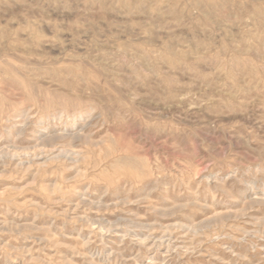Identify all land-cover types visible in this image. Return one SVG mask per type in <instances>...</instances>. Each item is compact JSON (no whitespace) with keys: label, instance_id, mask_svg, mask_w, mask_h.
<instances>
[{"label":"rangeland","instance_id":"obj_1","mask_svg":"<svg viewBox=\"0 0 264 264\" xmlns=\"http://www.w3.org/2000/svg\"><path fill=\"white\" fill-rule=\"evenodd\" d=\"M0 264H264V0H0Z\"/></svg>","mask_w":264,"mask_h":264}]
</instances>
